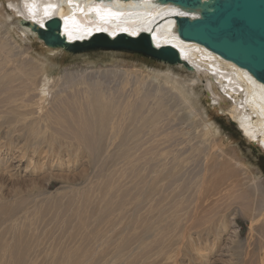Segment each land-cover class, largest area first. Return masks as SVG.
Listing matches in <instances>:
<instances>
[{"label": "bare ground", "instance_id": "1", "mask_svg": "<svg viewBox=\"0 0 264 264\" xmlns=\"http://www.w3.org/2000/svg\"><path fill=\"white\" fill-rule=\"evenodd\" d=\"M176 10L185 12L155 0H0V137H9L8 143L0 142L2 173L12 171L15 152L27 161V169L35 170L36 164L31 166L33 161L25 154L27 150L32 151V156L34 152L47 153L52 168L60 161L63 165L61 151L67 156L87 151L94 158L106 149L108 156L123 162L126 172L122 175L133 177L131 183L121 187L107 186L110 179L117 181L109 172L102 183H96L91 211H73L81 219L79 230L72 232V228L69 232L71 246L57 244L49 248L53 249L48 251L51 261L44 264H178L184 256L192 257V261L195 257L204 264L214 247L215 251L218 249L217 241L228 228L224 213L232 205L239 207L241 215L252 222V232L260 236L250 233L242 245L235 241L236 260L225 264H264V215L258 217L257 213L261 209L264 212V181L259 170H251L236 157L238 154L224 149L221 132L209 116L227 114L241 136L264 153V84L202 45L181 40L175 31ZM54 18L59 19L60 32L72 43L98 32L113 39L118 34L136 38L149 33L154 46L176 47L181 61L193 70H186L182 64H167L178 66V71L167 67L166 71L141 69L122 61L112 66L120 69V85L112 92L102 87L100 80L71 72L66 74L70 84L81 82L85 88L73 91L59 87L57 77L51 75L53 63L47 61L55 59H48L47 55L56 56L63 49L44 45L40 54L45 59L31 45L19 41L20 37L26 42L38 40L32 25L45 29ZM104 71L102 74L108 73ZM135 73H145L150 78L137 80ZM152 97L155 105L149 107L148 99ZM165 98L177 100L185 112L199 117L204 130L202 138L207 136L208 140L211 135V143L206 144L203 139L199 144L189 142L190 153L185 157L181 153L154 152V145L143 150L144 133H156L160 120L171 111ZM199 102L205 107L198 108ZM20 125L25 145L19 147L11 133L14 128L20 130ZM163 135L169 142L175 134ZM202 152V169L197 174H187L188 159ZM153 160L151 166L149 161ZM38 163L43 166L44 161ZM240 167L247 171L250 181L244 189L238 183ZM36 168L40 169L38 165ZM163 184L174 187L171 196L163 191ZM21 194L0 196V227L6 222L13 230L17 222L22 223L20 230H14L11 242L0 231V264H35L32 254L42 245L39 234L26 232L23 222L28 218L29 200L44 192ZM59 205L56 209L61 213L65 209L61 211ZM15 235H19L16 241ZM20 235H26L25 240L19 241ZM77 238L80 241L74 246ZM202 250L208 252L204 255Z\"/></svg>", "mask_w": 264, "mask_h": 264}, {"label": "rangeland", "instance_id": "2", "mask_svg": "<svg viewBox=\"0 0 264 264\" xmlns=\"http://www.w3.org/2000/svg\"><path fill=\"white\" fill-rule=\"evenodd\" d=\"M33 40L35 41L33 42ZM19 41L24 45H28V44L31 45V47L34 49L35 53H37L39 57L41 55L40 52L44 50L46 46L40 38H38V40L34 38L26 42L20 37ZM41 56L47 59L46 56L44 55ZM47 56L48 59H50L49 57H54L55 59V61L53 62L49 60L47 61L48 63H53L51 65L52 66L51 68H53L51 75L57 77L55 78V80L58 79V82L60 83L59 87L62 88L70 87L73 91L81 90L85 88V84L79 82L77 83V85L75 84L76 86H74L73 84L71 85L70 80L66 76L68 72L78 73V74L81 73L82 76H87L93 79L92 81L100 80L102 82V87L108 89V91L110 89V92H112L115 87H118L120 85L119 82L120 69L116 70V68L112 66L115 65V63L122 64L120 63L122 61L125 63H131V65L141 69L148 68V69H158L161 71H166V67H167L170 69L173 68L172 70L174 71L180 70L178 66L170 67L167 66V64L157 63L152 59L143 57L139 54L125 53V52L112 51V50L84 52L79 54H71L68 52H64L62 50L61 52L57 53L56 56H53L51 54ZM83 69L86 71L85 73H82ZM54 70L56 71V74H54L55 73ZM104 70L108 71V73L102 74L105 73ZM109 71L111 72L109 73ZM134 76L137 78V80H143V81L147 80V78H150V77H146L145 73L144 75H138L137 73H135ZM125 89L127 92L130 90V87L127 86ZM152 101L155 103L156 100L153 99V97L148 99L147 104L149 107H154L155 104ZM165 102H167L166 105L168 104L167 108H169V110H171L172 112L169 111L168 116L162 118L161 119L162 121L160 120L159 122V124L161 123L160 126L158 124V127L160 128L156 130V133L153 132L152 133L153 135L148 132L144 133L143 135L144 148H142L143 150L149 148V146L151 148L154 145L155 147L154 146L152 147L154 148V152L157 151V153H160V152L168 151L171 154L181 153V155L185 157L190 153L188 148L191 145V143L199 144V141H201V139H203V141L206 144H209L208 142L211 143L210 140L212 137L211 135H208V140H207V136H205L206 138H202V134L204 130L201 129L202 124L199 117L197 116L195 117V115L192 113H189L190 114L189 115L187 112H185V110L179 105L178 101L175 99L168 100L167 98ZM203 102H205V100ZM204 105L205 103H203L202 105V102H199L197 107L202 109V106L205 107ZM209 116L211 117L212 122H214V124L219 128V131L221 132L220 134L222 137L224 149L229 153L233 152L235 156L238 154L236 157L240 161H243V163H247L251 170L254 171L259 170L261 179L264 181V153L259 151V149L256 146L251 145L249 142L245 140V138L241 136L240 134L241 131L237 130L236 128L237 126L235 122L229 119L227 114L224 115L223 113H219V114L215 113V118L214 117L212 118L213 115L211 116V113H209ZM20 128H21L20 130L14 128L13 133H11V135L14 138L13 139L14 143L17 141L19 144L17 143L16 144L19 147L25 145L24 142L22 143V141H25L24 140L25 133L24 130L22 129V125H20ZM2 129L5 130L7 128L3 127ZM10 130H12V128ZM164 132L165 133L174 132L175 135L173 136L174 137L173 140L170 139L171 141L167 142V140L163 135ZM220 134H218V137ZM242 134H244L243 130H242ZM197 136H199V139ZM7 138L9 137L1 136L0 142L8 143L9 139ZM157 141L161 142L160 143L161 146L159 143L156 144ZM162 145L164 147H162ZM41 146L44 147L42 149L47 151L45 144H41ZM156 148L157 149L159 148V150H157ZM102 150H105V152L96 155L94 158L90 157L87 151H81V152L78 151L75 156L73 155L67 156L66 153H63L65 151H61V153L64 156L63 165H60V163H62V161H60V163L57 162L59 167L55 163L52 168L49 167L50 161H48L46 158L48 157L47 153L44 152L39 154L34 152L32 156V151L27 150L25 153L27 155V158H30L33 161L31 166L34 163L38 165V168L40 169L43 168L40 171V169H37L35 165L34 168L36 172L34 169L32 170L30 168H29L30 170L27 169L28 168L27 161L23 160V158H19L20 156L17 157L16 155H18L19 152H15V159L16 158L19 159L18 162L17 159L16 160L14 159V163H12V168L14 170L12 169V171L10 172L11 174L9 172L2 173V170H0V196L5 198H10L12 194L14 195L16 193L18 194L22 193L21 195H26L28 193L37 190L38 191L43 190L44 192V194H41L29 200L28 218L27 220H25V222H23L26 224V227L23 228L24 230H26V232L28 233L37 232L41 238L42 245L32 254V258L35 261L34 262L35 264H44L47 262L48 259L49 261H51L49 257V252L51 251L49 250H53V249H49V248L53 247L54 245L58 244L63 246L64 245L71 246V243L69 242V232L72 230V228H73L72 232H75L76 229L79 230L78 221L81 219V217H79L77 214H74L73 211L76 210V212H79L82 209H85V212H87V210L91 211V203L93 199V187L98 182L102 183V181L104 180L103 177L105 175H107L109 172H113V174L115 175L114 177L118 181L117 182L110 179L109 182L107 181L108 182L107 186L110 185V186L121 187L125 184L131 183L133 179L132 175L130 176L122 175V173L126 172L125 171L126 168L123 162L119 159H115L114 157L108 156L106 153V149H101L100 151ZM43 154L45 156L42 158V160H39L40 157L43 156ZM68 157H71L69 162L67 160ZM203 158H204V152L198 154L197 156L195 155L194 157L189 158L186 163L187 166L185 165L187 174L190 175L197 174L203 167ZM19 160L21 161V164L19 163L20 162ZM38 161L39 162L44 161V163L42 164L43 166H40L41 164L39 165ZM154 161L155 160L149 161V164H151V166L152 165L154 166ZM149 167L150 165H148V168ZM247 175H248L247 171L240 167L237 173V177L241 189H244V187H247L250 184ZM49 176L51 178H49ZM15 186L17 188H15ZM163 186H164L163 191L166 194L168 192L167 195L171 196V194H173L171 192L172 190H174V187L172 185L166 186V184H163ZM263 188H264V183H263ZM11 189H13L12 192ZM168 189L170 190L172 189V190L169 191ZM75 191H78L79 194H77ZM68 196H69V200H68ZM23 200L25 202L26 198H24ZM58 203H60L59 206L61 208V211L65 209L61 213H59V211L57 210L58 208L56 209V205ZM261 211L262 209L258 210L257 212L258 217H261L260 214L262 216L264 215V212ZM224 214L227 218L228 228L226 229L225 232H223V234L221 233L222 238L220 237L217 241L218 249L215 251L216 246L214 247L213 253L209 255L210 258L208 262L204 264H225L230 260L232 263L233 260H236V255H235L236 249H234L235 245H233L235 241L238 242V244L242 245L244 244V241L246 240V238H248L250 233H252L251 234L252 236H256V237L260 236L258 235L257 232H252L254 230L252 226V222L246 220L241 215L239 207L237 205H232L231 209L226 211ZM19 224L22 223L17 222L15 225L16 227H12L13 230H10L9 227L7 226V223L5 222L0 227V231H2L1 235H4L5 239L11 242L12 237H14V230H20V228H22V226H20ZM88 226L89 228L91 227L90 223L88 224ZM18 236L15 235V241L17 240ZM25 236L20 235L19 241H22L25 238ZM79 241H80L79 238H77L76 244L74 246H77ZM56 252L54 251L53 253L56 254ZM202 252L205 255L208 251L202 250ZM53 253H51V255H54ZM191 258L189 256L180 257L178 259V264H203L202 260L195 259L194 257L192 261Z\"/></svg>", "mask_w": 264, "mask_h": 264}, {"label": "water", "instance_id": "3", "mask_svg": "<svg viewBox=\"0 0 264 264\" xmlns=\"http://www.w3.org/2000/svg\"><path fill=\"white\" fill-rule=\"evenodd\" d=\"M155 1L169 3L187 12L185 16H175V31L181 40L202 45L245 69L264 84V0ZM31 28L49 48L58 47L71 54L109 50L135 53L157 63L182 64L186 70H193L192 66L181 61L176 47L154 46L149 33L136 38L118 34L113 39L98 32L89 39L72 43L60 32L57 18L48 21L45 29L36 23Z\"/></svg>", "mask_w": 264, "mask_h": 264}, {"label": "snow or ice", "instance_id": "4", "mask_svg": "<svg viewBox=\"0 0 264 264\" xmlns=\"http://www.w3.org/2000/svg\"><path fill=\"white\" fill-rule=\"evenodd\" d=\"M69 2L71 3V0H69ZM45 12H46V17H47V15H48V10L47 9H45ZM176 12H177V15H180V16H185V15H187V13H185V12H180L179 10H176ZM43 26V25H42ZM99 30V29H98ZM74 38V37H73ZM82 38V37H81Z\"/></svg>", "mask_w": 264, "mask_h": 264}]
</instances>
